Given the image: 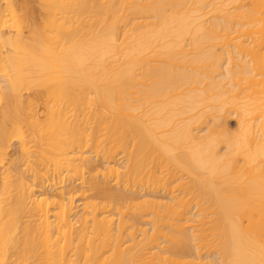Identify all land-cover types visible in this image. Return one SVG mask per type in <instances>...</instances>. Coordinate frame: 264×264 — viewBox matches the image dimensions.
Masks as SVG:
<instances>
[{
    "label": "bare ground",
    "instance_id": "1",
    "mask_svg": "<svg viewBox=\"0 0 264 264\" xmlns=\"http://www.w3.org/2000/svg\"><path fill=\"white\" fill-rule=\"evenodd\" d=\"M37 2L0 0V264H264V0Z\"/></svg>",
    "mask_w": 264,
    "mask_h": 264
},
{
    "label": "rangeland",
    "instance_id": "2",
    "mask_svg": "<svg viewBox=\"0 0 264 264\" xmlns=\"http://www.w3.org/2000/svg\"><path fill=\"white\" fill-rule=\"evenodd\" d=\"M19 3H30L33 7H35V8H38L39 7V4H38V2H37V0H17ZM37 14L39 13V12H36ZM36 14V15H37ZM36 15H33V16H28V18H27V20H26V24H25V26L26 25H28V23L27 22H29V23H31L32 22V20L34 19V17L36 16ZM27 17V16H26ZM25 30H26V32H27V30H28V28L26 27L25 28ZM28 33V32H27ZM29 34V33H28ZM230 125L233 127V128H235L236 127V125H237V122H236V118L235 117H232L231 118V123H230Z\"/></svg>",
    "mask_w": 264,
    "mask_h": 264
}]
</instances>
